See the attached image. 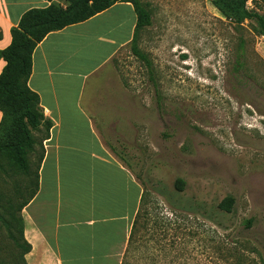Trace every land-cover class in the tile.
Instances as JSON below:
<instances>
[{
	"label": "rangeland",
	"instance_id": "374dc122",
	"mask_svg": "<svg viewBox=\"0 0 264 264\" xmlns=\"http://www.w3.org/2000/svg\"><path fill=\"white\" fill-rule=\"evenodd\" d=\"M140 2L152 26L138 47L151 67L131 46L114 62L120 89L135 101L137 129L150 119L134 154L152 214L130 264H264V36L255 22L225 19L210 0ZM247 7L264 16V6ZM33 137L40 142L44 130ZM39 155H29L28 179ZM22 178L5 181V202L29 196ZM228 197L231 213L219 209ZM9 207H0V264H24L22 223L10 220Z\"/></svg>",
	"mask_w": 264,
	"mask_h": 264
},
{
	"label": "crops",
	"instance_id": "0c3cea01",
	"mask_svg": "<svg viewBox=\"0 0 264 264\" xmlns=\"http://www.w3.org/2000/svg\"><path fill=\"white\" fill-rule=\"evenodd\" d=\"M50 5L0 0V51L11 45V31L26 12ZM136 24L133 5L121 1L51 33L35 49L29 88L52 128L36 142V194L17 214L31 247L26 264H130L141 249L153 197L137 177L134 151L137 132L145 136L150 119L140 118L143 128L137 129L135 101L114 75L115 59L131 46ZM5 67L0 60V75ZM5 181L0 192L8 196ZM7 200L0 207L13 204Z\"/></svg>",
	"mask_w": 264,
	"mask_h": 264
},
{
	"label": "trees",
	"instance_id": "16d2710c",
	"mask_svg": "<svg viewBox=\"0 0 264 264\" xmlns=\"http://www.w3.org/2000/svg\"><path fill=\"white\" fill-rule=\"evenodd\" d=\"M46 1L51 3L49 7L32 9L22 16L19 25L11 31V45L0 51V60L6 63V67L0 75V112L2 114L0 181L1 179L23 177L22 179L26 182L25 190L30 188L29 196L24 199V204L20 207L11 205L7 208L8 216L13 221L19 220L16 215L22 211L37 191L38 173L33 180L28 179L31 175L28 158L36 147L33 133L44 130L47 138L52 128V124L43 116L39 96L29 88L33 54L37 46L51 33L86 22L122 1L132 4L137 16L131 52L140 62L148 68L151 67L148 57L138 47L140 33L152 26L151 14L140 0H60L64 6L54 4V0ZM210 1L225 19L237 27H240L245 21H252L256 23L264 36V16L248 9L247 3L250 0ZM252 1L255 2L258 9L264 6V0ZM184 186L185 182L178 180L177 189L179 192H183ZM1 199L3 197L0 192ZM234 205L235 199L228 197L219 205V209L231 213ZM250 225L251 223L248 226ZM21 240V247L24 250L22 260L26 264L25 255L30 252L31 247L23 241L22 230Z\"/></svg>",
	"mask_w": 264,
	"mask_h": 264
}]
</instances>
